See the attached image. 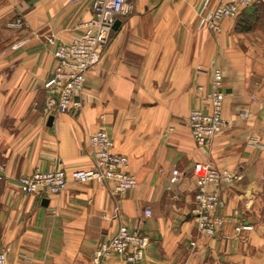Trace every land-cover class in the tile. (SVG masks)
<instances>
[{
  "label": "crops",
  "instance_id": "obj_1",
  "mask_svg": "<svg viewBox=\"0 0 264 264\" xmlns=\"http://www.w3.org/2000/svg\"><path fill=\"white\" fill-rule=\"evenodd\" d=\"M217 2L127 0L128 12L86 74L82 108L46 115L43 84L55 66L54 49L81 32L79 25L92 17L91 0H0L6 264H94L95 252L120 226L132 230L138 223L148 238L140 262L111 253L96 264H264V2L212 33L199 22ZM214 68L222 72L225 125L197 145L178 123L193 109L210 110ZM99 129L136 179L121 195L112 193L110 181L70 178L93 166L89 137ZM195 163L244 176L217 188L223 223L214 236L197 229ZM55 169L68 176L56 195L23 194L14 186L19 176ZM242 225L251 228L237 231Z\"/></svg>",
  "mask_w": 264,
  "mask_h": 264
},
{
  "label": "built area",
  "instance_id": "obj_2",
  "mask_svg": "<svg viewBox=\"0 0 264 264\" xmlns=\"http://www.w3.org/2000/svg\"><path fill=\"white\" fill-rule=\"evenodd\" d=\"M262 2L264 0H218L214 9L200 19L199 25L212 33H219L225 19L235 18L244 8ZM91 8L92 17L79 25L81 32L73 36L68 44L59 43L54 49L55 66L52 75L43 84L46 97L42 110L46 115L82 108L86 74L100 62L101 52L110 40L115 22L128 12L127 0H91ZM17 26L21 27L22 23L17 22ZM206 98L210 105L208 112L193 109L186 121L178 123L186 124L192 140L197 145L207 144L225 125L222 117L224 101L222 72L218 68L212 71ZM242 116L245 117L244 114ZM168 130L172 131L173 128ZM89 141L94 150L93 166L72 171L70 178L77 183L110 181L114 195H121L134 189L137 183L135 177L126 170L127 158L112 152L113 142L108 134L99 129L90 135ZM4 170L5 165L0 163V179L5 177ZM192 175L195 180L194 215L197 229L207 236H214L223 223V218L217 214L224 205L217 188L232 186L244 176L238 169H216L208 163H195ZM176 176L177 170L174 169L171 180L175 181ZM67 179L68 176L63 169H55L47 173L35 172L19 176L14 186L23 194H36L48 198L60 193L65 188ZM211 186L214 188L210 189ZM144 215L150 216V209H145ZM139 227V223L132 230L120 226L116 234L95 252L94 264L111 253L122 256L127 262H140L148 238L140 234ZM249 228L251 227L242 225L236 230ZM0 264H6L5 251H0Z\"/></svg>",
  "mask_w": 264,
  "mask_h": 264
},
{
  "label": "water",
  "instance_id": "obj_3",
  "mask_svg": "<svg viewBox=\"0 0 264 264\" xmlns=\"http://www.w3.org/2000/svg\"><path fill=\"white\" fill-rule=\"evenodd\" d=\"M119 24H120V21L117 20L113 26V30L116 29L119 26ZM51 120H52V117L49 118V121ZM43 203L46 204V200H43Z\"/></svg>",
  "mask_w": 264,
  "mask_h": 264
}]
</instances>
